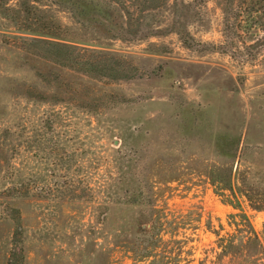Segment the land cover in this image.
I'll list each match as a JSON object with an SVG mask.
<instances>
[{"label": "rangeland", "instance_id": "1", "mask_svg": "<svg viewBox=\"0 0 264 264\" xmlns=\"http://www.w3.org/2000/svg\"><path fill=\"white\" fill-rule=\"evenodd\" d=\"M33 3L40 34L0 6V264L21 246L26 264H264V209L209 177L259 160L264 197V0ZM58 44L125 73L73 70Z\"/></svg>", "mask_w": 264, "mask_h": 264}, {"label": "trees", "instance_id": "2", "mask_svg": "<svg viewBox=\"0 0 264 264\" xmlns=\"http://www.w3.org/2000/svg\"><path fill=\"white\" fill-rule=\"evenodd\" d=\"M11 0H0L1 7H7L6 5ZM21 4L19 9V21L25 20L26 23L23 24V28L26 31L42 33L43 28L41 26L42 21L38 16L35 15V9L40 10V7L35 6L33 2H40V0H18ZM107 2L117 3L122 6L124 13L132 18L134 16V11L131 9V6H135L139 13L147 9L152 8L150 4L152 0H103ZM34 5V6H33ZM10 9V8H6ZM42 11V10H40ZM20 23V22H19ZM56 45V43H53ZM61 47H64L68 50V66L73 69L82 72L85 75L93 77H111L120 76L123 77L125 69L118 67L115 63L104 62L103 56L104 53L98 52L96 50H90L88 48H82L74 44H58ZM108 54L109 53H105ZM111 61L114 62L117 58L114 54H111ZM120 64V63H117ZM120 66V65H119ZM115 72L112 73L111 71ZM113 75V76H112ZM247 164L246 168L240 170L241 164ZM237 166V168H235ZM262 166L259 160H228L221 165L216 164L214 169L209 172V177L212 184L220 191L221 194L226 195L227 197L231 196L229 202L233 205L235 203L238 207L241 206L240 198L246 197L250 202V205L256 209H264V197L259 191V186H257L258 179L260 178L259 168ZM230 191V195L226 194L225 191ZM236 201V202H234ZM108 212H102V223H105L107 220ZM144 216L143 220H140V223H144V231L152 232L159 229V221L154 218L153 214ZM18 228L15 231L13 243L15 246L18 245L19 241L17 237L22 234L21 229L23 227L22 222L18 221ZM258 239V237H256ZM21 243V241H20ZM15 248V247H14ZM22 251L20 255L16 253V248L12 250L11 255L8 260V264H26V254L25 249L21 246ZM264 252V250H263Z\"/></svg>", "mask_w": 264, "mask_h": 264}]
</instances>
